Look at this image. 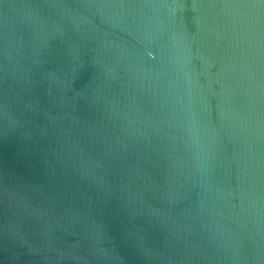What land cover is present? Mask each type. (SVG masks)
Masks as SVG:
<instances>
[{"label": "water", "instance_id": "1", "mask_svg": "<svg viewBox=\"0 0 264 264\" xmlns=\"http://www.w3.org/2000/svg\"><path fill=\"white\" fill-rule=\"evenodd\" d=\"M0 264H264V0H0Z\"/></svg>", "mask_w": 264, "mask_h": 264}]
</instances>
